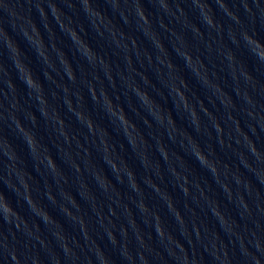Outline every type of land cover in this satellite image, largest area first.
I'll return each instance as SVG.
<instances>
[{"label": "water", "instance_id": "obj_1", "mask_svg": "<svg viewBox=\"0 0 264 264\" xmlns=\"http://www.w3.org/2000/svg\"><path fill=\"white\" fill-rule=\"evenodd\" d=\"M163 2L139 0L144 24L133 0H0V192L20 218L0 216V264H264V162L236 130L264 156V63L242 38L264 44V0H198L215 27L194 0Z\"/></svg>", "mask_w": 264, "mask_h": 264}, {"label": "clouds", "instance_id": "obj_2", "mask_svg": "<svg viewBox=\"0 0 264 264\" xmlns=\"http://www.w3.org/2000/svg\"><path fill=\"white\" fill-rule=\"evenodd\" d=\"M133 2L136 4V9H137V14H138L139 19L144 24H148L149 21H148L147 17L144 14L143 8L140 7V5H139V0H133ZM194 3L196 4L197 7H199L201 9L204 23H206L210 27H215L214 20H213L211 14H210V10L208 9L207 11H205L206 5L201 4V3H198V0H194ZM85 4H86L85 10L87 11L88 8H90V4H88V0H85ZM51 7H52V9H53L54 12L57 11V9L55 8V5H51ZM161 7L164 10H167L168 5L166 3H164L163 0H161ZM38 10L40 11L41 15H44V12H43V8L42 7L39 8ZM232 18L237 23H239V19L237 17L233 16ZM196 31H199V30L196 29ZM70 38H72L74 40L77 39V33L75 32V30L70 31ZM242 38H243L244 42L248 45L250 51L257 57V59L260 62L264 63V44H262L260 41L256 40L252 35H249L247 32H243L242 33ZM232 39H233L234 42H237L238 43V41H236V37L234 35H232ZM85 50L88 52V54L90 56L93 55L91 53V50L87 46H85ZM41 55H43V53H41ZM182 58H185L186 59V63L187 64H189V65L191 64L192 57L189 54L184 53L183 56H182ZM228 59L230 61L234 60V57L232 56L231 53H229ZM64 63H67V62L65 61ZM169 67H171V65H169ZM21 71L24 74L23 75V79H24V82L26 83V85L30 89H36L37 91H39L40 90V86L33 79L30 70H28L26 68H21ZM67 75L69 76L70 79L75 80V75L71 71L70 66L68 67ZM243 75L245 76V79L246 80H251L252 79L251 76H249V74L247 72H244ZM91 91H92V94H93V99H95L96 97H95V91H94V89H92ZM180 95L183 98V93H180ZM243 98H244V100L246 101L247 104H249L250 106H252L253 109L255 108V102L247 94V92H245L243 94ZM38 100L41 103H44V100H43V97L42 96L38 97ZM142 101L143 102H147L148 101V97H147V94L146 93L142 94ZM67 103L69 104V108L71 110V101H67ZM108 103H109V107L111 108V102L109 101ZM191 114H192L193 117H195V111L194 110H193V112ZM248 114L251 117H253L254 119H256V113L254 111H249ZM78 119H81V120L84 119L82 113L78 114ZM119 119L121 121H123L125 124H127V120H126V117L123 115V110L122 109H121V114L119 115ZM62 123L63 122L61 121V124ZM259 123H260V125L262 127H264V117H260ZM87 126H88V128L90 130L93 128V125H92L91 120H88L87 121ZM215 127H216V129H217V131L219 133H222L223 130L220 128L219 124H216ZM20 130L23 131L22 126H21ZM236 130H237L238 133H240L241 135H243V139H244L245 146L248 148L249 152L256 158L257 161L264 162V156H262L256 150L254 143L248 139V137H247L246 134L241 133V130L239 129L238 122H237ZM26 138H27L26 139V142H27L29 148L32 151H35L36 141H35L34 137L30 133H26ZM10 148H11V146L10 145H7L6 151H5V155H7L10 160L15 161V159H16L15 153L12 152V151H8V149H10ZM193 148L195 150L192 152V155L195 156V158L201 164V166H206L214 174V176L217 175V168L215 166V162L209 160L208 156H206L204 154V152L202 150H200V148H199L198 145L193 144ZM160 151L164 153L165 158H166L167 157L166 151L163 148H161ZM240 157H241V162L243 164H245L246 167H249L251 169L252 168V165L249 164L248 161L244 158L243 153L240 154ZM47 159H48L49 165H51L54 168L55 165H54L53 161L51 160V157H48ZM109 163H110L111 168L114 171H116L117 170V165L114 162H110L109 161ZM256 174H257L258 178L261 179L262 182H264V171H257ZM128 175H129V177H132V173L131 172H129ZM184 180H185V184H186L187 183V178L185 177ZM237 183H240V180H239L238 177H237ZM24 187L27 188L28 187L27 184H24ZM131 187L133 188L134 191L135 190H138V186L135 184L134 180H133V182L131 184ZM224 187L227 188L226 185ZM183 191H184L185 195L188 194L187 187H184L183 188ZM27 199H28L29 205L32 208L35 209L36 208V205L32 202L31 198L28 197ZM241 203H242V206L247 210V205L243 203L242 198H241ZM139 207L141 208L142 211H146V209H145V207H144V205L142 203L139 205ZM169 207H171V202L170 201H169ZM40 214L42 215L43 219L46 222L50 219L49 216L46 213H40ZM176 215H177V218L179 219V213L178 212L176 213ZM216 215L219 216L220 214L217 212ZM0 216H2L3 219L6 220L9 223H13V218H15L17 221L20 220V218L18 217L17 213L11 207L10 203L8 202V200L5 197V195L3 194V192H0ZM16 227L19 228L20 227V223H16ZM25 227H26V225H25ZM157 232H158V234L161 237H163L164 233H163L162 229L159 228V226L157 227ZM108 235H109L110 240H112V242L115 243V238L111 234V232H109ZM4 246L7 247L6 244ZM256 247H257V250L258 251L261 250L258 242L256 244ZM12 259L16 262V264H20L19 258L15 255V252L14 251L12 252ZM33 264H36V261L35 260L33 261ZM104 264H107V261L106 260H105ZM145 264H146V261H145ZM185 264H188V258H187V256H185ZM257 264H258V262H257Z\"/></svg>", "mask_w": 264, "mask_h": 264}]
</instances>
